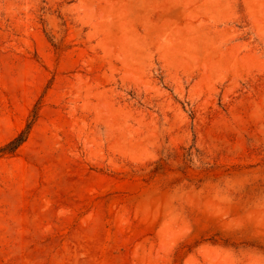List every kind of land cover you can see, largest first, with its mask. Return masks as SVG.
<instances>
[{"label": "rangeland", "instance_id": "obj_1", "mask_svg": "<svg viewBox=\"0 0 264 264\" xmlns=\"http://www.w3.org/2000/svg\"><path fill=\"white\" fill-rule=\"evenodd\" d=\"M0 264H264V0H0Z\"/></svg>", "mask_w": 264, "mask_h": 264}, {"label": "trees", "instance_id": "obj_2", "mask_svg": "<svg viewBox=\"0 0 264 264\" xmlns=\"http://www.w3.org/2000/svg\"><path fill=\"white\" fill-rule=\"evenodd\" d=\"M26 137V131L21 132L14 140H12L6 147L7 151L12 152L16 149L21 143L24 142Z\"/></svg>", "mask_w": 264, "mask_h": 264}]
</instances>
